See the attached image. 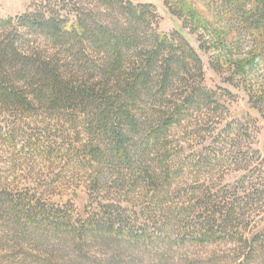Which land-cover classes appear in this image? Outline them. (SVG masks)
<instances>
[{
  "label": "trees",
  "instance_id": "1",
  "mask_svg": "<svg viewBox=\"0 0 264 264\" xmlns=\"http://www.w3.org/2000/svg\"><path fill=\"white\" fill-rule=\"evenodd\" d=\"M54 1L0 17L2 238L150 264L237 241L234 264H264V158L230 119L231 92L207 86L198 49L160 31L152 4ZM164 4L264 121V0ZM79 188L78 211L62 192Z\"/></svg>",
  "mask_w": 264,
  "mask_h": 264
},
{
  "label": "rangeland",
  "instance_id": "2",
  "mask_svg": "<svg viewBox=\"0 0 264 264\" xmlns=\"http://www.w3.org/2000/svg\"><path fill=\"white\" fill-rule=\"evenodd\" d=\"M44 1L46 0H0V17L7 18L22 15L27 11L33 10L35 5H39ZM51 1L55 2L54 0ZM128 1H132L135 4H152L160 17L158 25L160 31L166 33L175 30L182 31L198 49L204 62L207 86L211 89L223 88L231 92L232 96L229 99L230 119L237 120L249 127L253 136H255L253 148L261 151L262 158H264V121L260 118L255 119L259 115L250 108L249 97L245 90L226 82L225 77L211 68V55L200 49L198 36L183 28L182 21L169 11L164 4V0ZM245 149H247V146ZM241 174L242 172L230 173L226 176L225 182H233ZM62 193H64V199H66L65 203L70 200L78 211L88 203L85 191L80 188L75 190L77 197H74L68 189H65ZM68 193L69 196L66 197ZM261 214L256 216V224L259 227H264V212H261ZM250 231L251 229L248 228L244 231V234L250 236ZM83 247L86 249L79 252L77 247L70 246L67 240L61 241L55 238L48 241L38 239H27L20 242L8 241L5 238L3 239L0 233V264H150L149 256L146 254L126 257L125 260L129 263H121L119 259L109 262L101 252L88 250V245ZM238 251H240V245L237 241H224L212 244L191 242L177 249L174 255L178 260L190 261L193 264H234Z\"/></svg>",
  "mask_w": 264,
  "mask_h": 264
},
{
  "label": "water",
  "instance_id": "3",
  "mask_svg": "<svg viewBox=\"0 0 264 264\" xmlns=\"http://www.w3.org/2000/svg\"><path fill=\"white\" fill-rule=\"evenodd\" d=\"M73 196H74V197H77V193L74 192V193H73Z\"/></svg>",
  "mask_w": 264,
  "mask_h": 264
}]
</instances>
